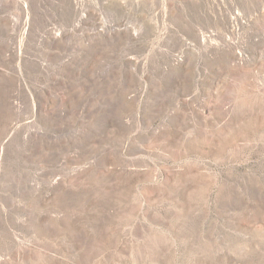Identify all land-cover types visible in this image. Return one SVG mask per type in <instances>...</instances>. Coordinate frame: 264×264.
Here are the masks:
<instances>
[{
	"label": "rangeland",
	"instance_id": "rangeland-1",
	"mask_svg": "<svg viewBox=\"0 0 264 264\" xmlns=\"http://www.w3.org/2000/svg\"><path fill=\"white\" fill-rule=\"evenodd\" d=\"M0 264H264V0H0Z\"/></svg>",
	"mask_w": 264,
	"mask_h": 264
}]
</instances>
